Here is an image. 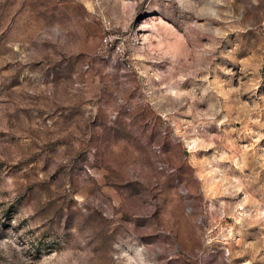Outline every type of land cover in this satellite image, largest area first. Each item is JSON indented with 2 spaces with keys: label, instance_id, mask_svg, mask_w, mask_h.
I'll list each match as a JSON object with an SVG mask.
<instances>
[{
  "label": "rangeland",
  "instance_id": "374dc122",
  "mask_svg": "<svg viewBox=\"0 0 264 264\" xmlns=\"http://www.w3.org/2000/svg\"><path fill=\"white\" fill-rule=\"evenodd\" d=\"M0 264H264V0H0Z\"/></svg>",
  "mask_w": 264,
  "mask_h": 264
}]
</instances>
